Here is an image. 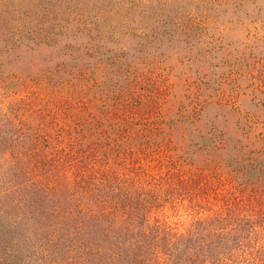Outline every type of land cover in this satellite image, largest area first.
Masks as SVG:
<instances>
[{
  "label": "trees",
  "instance_id": "1",
  "mask_svg": "<svg viewBox=\"0 0 264 264\" xmlns=\"http://www.w3.org/2000/svg\"><path fill=\"white\" fill-rule=\"evenodd\" d=\"M145 1L75 0L80 6L64 8L81 32L99 29L103 20L109 35L129 20L127 12L143 8L140 24L120 36L139 41L146 67L113 62L107 79L97 80L100 90L89 85L95 78L79 56L63 81L20 76L0 58V264H264V0ZM12 5L0 0L2 54L35 35L30 23L37 12L10 15ZM114 6L120 11L108 21ZM212 26L218 32L210 37L222 51L239 56L231 70L236 86L220 93V104L233 101L230 110L244 118V126L236 122L240 138L212 135L214 165L194 171L183 170L160 143L151 171L145 166L151 141L143 135L159 129V98L168 93L151 45L166 28L202 38ZM233 30L240 47L225 43ZM126 55L123 49L116 56ZM87 94L104 107L111 103L102 109L109 124L90 127L80 116ZM243 96L250 112L237 106ZM216 150L228 151L227 158ZM166 206L173 214L184 208L188 219H161Z\"/></svg>",
  "mask_w": 264,
  "mask_h": 264
},
{
  "label": "rangeland",
  "instance_id": "2",
  "mask_svg": "<svg viewBox=\"0 0 264 264\" xmlns=\"http://www.w3.org/2000/svg\"><path fill=\"white\" fill-rule=\"evenodd\" d=\"M12 1L13 5L9 9L10 15L17 10L30 12L34 16L35 12L38 14L35 21L30 23L33 25L34 37L24 39L23 45L19 48H10L3 54L2 50L0 51V58L8 70L16 71L20 76L26 75V73L41 77L51 74L55 80L63 81L69 76L75 63L79 62L78 60L74 61V56H79L82 59L80 65L87 69L89 76L95 78L94 80L89 79V85L91 84L96 91L101 89L98 81L107 79L105 73L109 72L108 69L113 72L116 68L115 65L111 66L113 62L119 63V61L126 62L127 60L126 63H131L132 66L139 69L143 70L146 67L142 63L143 53L140 51L139 41L134 40L131 36H120L123 30L140 24L138 12L143 8H133L127 12L129 20L125 21L123 27L118 25L115 28L117 32L109 35L112 28L103 20L100 23V28L95 31L85 33L80 31L81 23L79 22L78 25L74 22L75 17L70 13L71 9L64 10V8L80 6L76 5L75 0ZM91 4L92 6L96 4V8L102 6L95 2ZM153 5H156L155 1ZM92 9L93 7H88L83 10H91L93 14L94 11L101 13L103 10ZM109 10L113 12L111 16L114 18H108V21L114 20L118 13L117 10H120L116 6ZM153 11L162 12L161 9L156 10V6ZM220 11V8H216L215 14H220ZM44 13H49L52 20L49 21L45 18L47 15ZM120 13L125 14V12ZM61 16V20L53 19ZM22 23L23 21L18 24ZM207 31L208 35L197 38L194 34L191 36L183 34L181 30H175L173 27L166 28L160 42L151 45V52L154 53L152 54L154 57H151L161 63L168 93L166 92L165 97L160 96L159 98L160 110L157 116L159 129L151 130L150 133L145 131V135H143L151 141L152 152L145 162L147 169L151 170L154 164L153 160L157 159L153 149L160 143L164 144V148L170 147L171 158L183 170L194 171L207 165H214V162L210 160L213 157L209 154L211 145L209 139L212 135H220V132H223L231 138H240L236 122L241 119V126H244V118L239 113L230 110V106L234 104L233 101H228V105L220 104V93L223 91L230 93L236 86L231 70L239 56L236 57L237 53L231 56L222 51L221 42L210 37L211 34L218 32L213 26L207 28ZM142 42H147V40ZM228 42L240 47L241 40L236 39L234 30L227 34L225 43ZM123 49L128 53L126 57L130 56V58L116 56L122 53ZM60 64H63L64 69L63 72L58 73L57 67ZM97 96L94 94L85 95L83 97L84 107L79 111L80 116L90 127L96 122L110 123L107 122L102 109L106 107L105 110H108L111 108V103L108 102L104 107L102 99ZM237 104L241 111L250 112L252 110L251 102L247 97H241ZM260 118H263V115ZM138 131L139 128L135 127L131 129V134L135 136ZM111 135L116 137L115 133ZM217 152L225 158L229 153L226 150ZM230 154L234 153L230 150ZM151 156L155 158H150ZM222 166L223 164L219 165V169L224 171Z\"/></svg>",
  "mask_w": 264,
  "mask_h": 264
},
{
  "label": "clouds",
  "instance_id": "3",
  "mask_svg": "<svg viewBox=\"0 0 264 264\" xmlns=\"http://www.w3.org/2000/svg\"><path fill=\"white\" fill-rule=\"evenodd\" d=\"M161 219L167 218V222L172 224L176 222H185L188 216L184 208H178L176 214H173L170 209L166 206L160 212Z\"/></svg>",
  "mask_w": 264,
  "mask_h": 264
}]
</instances>
